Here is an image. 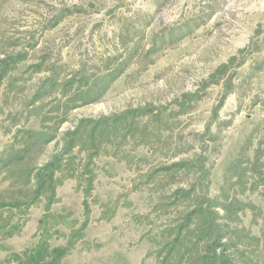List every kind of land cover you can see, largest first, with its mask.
Segmentation results:
<instances>
[{
	"label": "rangeland",
	"instance_id": "rangeland-1",
	"mask_svg": "<svg viewBox=\"0 0 264 264\" xmlns=\"http://www.w3.org/2000/svg\"><path fill=\"white\" fill-rule=\"evenodd\" d=\"M21 53L0 84L1 161L22 146L18 130L40 129L39 116L26 119V102L53 72L60 86L81 74L110 85L98 101L67 115L55 141L0 167V227L15 228L0 232L1 261L45 241L68 247L62 264H161L160 232L192 204L174 200V191L199 178L194 170L166 169L204 154L212 166L208 194L215 197L246 137L255 131L254 147L264 138V0H0V61ZM232 57L242 63L229 70L230 82L200 91ZM60 93L61 87L46 100L42 115ZM196 93L200 99L145 144L120 138L88 167V153L76 149L50 205L45 194L27 209L11 207V200L31 198L29 171L59 154L62 133L79 120L147 107L177 115L181 97ZM263 188L238 196L257 207L241 217V226L260 239L256 264H264Z\"/></svg>",
	"mask_w": 264,
	"mask_h": 264
},
{
	"label": "trees",
	"instance_id": "trees-1",
	"mask_svg": "<svg viewBox=\"0 0 264 264\" xmlns=\"http://www.w3.org/2000/svg\"><path fill=\"white\" fill-rule=\"evenodd\" d=\"M64 16L63 13L59 18H55L52 26L56 25ZM22 59H24V55L21 53L0 61V84L9 71V63L14 64ZM236 62L237 59L232 57L226 64L219 66L209 76L208 80L201 84L200 91L218 84L224 78L230 82L232 75L228 74L229 70L242 63ZM113 75L115 74H110L107 77L113 78ZM107 77L105 76V78ZM58 81L57 73L53 72L52 75L43 80L32 97L26 102V107L29 108L26 119L32 115L39 116L40 129L17 131L23 135L22 140L20 139L21 143L19 142L22 146L18 150H12L3 161L0 160V167L3 169L19 162L35 149L55 141L58 137V128L67 120V115L81 106L98 101L110 85V82L105 79L92 81L86 74H81L77 78L75 76L63 86H60ZM74 83H77L78 87L69 93L67 86L69 85L70 89ZM59 87H61L59 101L53 103L54 106L48 110V114L42 115V107H45L50 101L46 102V100L50 99ZM198 99H200L198 93L182 96L178 102L179 111L177 115L168 113L167 108L151 110L147 107L125 111L121 115L112 117L79 120L73 130L62 133L61 142L63 146L59 154L43 166L29 171L28 177L25 179L28 180L27 182L32 181L35 186L34 192L29 194L31 198L27 201L14 199L9 202L13 203L14 201L13 206L11 204L4 205H10L13 209H20L21 207L27 209L45 194L48 196V205H50L54 201L55 190L61 183V173L66 172L67 167L75 159L72 154L76 149L79 153H88L85 161L88 167L93 164L94 158L99 155L106 144H113L120 138H127L128 140L134 138L137 146L145 144L161 129L168 131L171 127L170 117L184 114ZM223 100L224 98L221 99L219 106L214 109L213 115H216ZM155 123L160 128H155ZM254 133L255 131H252L246 137L236 159L225 169L224 184L221 186L218 196L209 197V177L212 166L211 164L206 166L209 159L204 154H200L195 162L180 161L166 169V171L194 170L199 174V178L189 189L176 188L174 191V200L178 198L191 200L192 204L183 217L177 223L175 222V225L164 226L160 232V240L164 241L159 252L161 264L257 263L253 255L259 248L260 239L252 236L249 228L241 226V217L244 216L246 209L254 211L257 207L250 202L240 200L238 197L247 192L254 193L260 187H264V138L254 147ZM137 135L141 138H138ZM211 139L213 141L215 138ZM211 149H215L214 146ZM211 149L208 148L204 152ZM73 175L74 173L67 174L69 177ZM5 227H0L2 234L11 235L14 233V227L8 230ZM83 228L84 224L81 231ZM68 252V247L50 248L45 241H42L32 249H26L20 254L6 256L5 260H0V264H12V261H16L15 264H62Z\"/></svg>",
	"mask_w": 264,
	"mask_h": 264
},
{
	"label": "water",
	"instance_id": "water-1",
	"mask_svg": "<svg viewBox=\"0 0 264 264\" xmlns=\"http://www.w3.org/2000/svg\"><path fill=\"white\" fill-rule=\"evenodd\" d=\"M263 190H264V188H263Z\"/></svg>",
	"mask_w": 264,
	"mask_h": 264
}]
</instances>
